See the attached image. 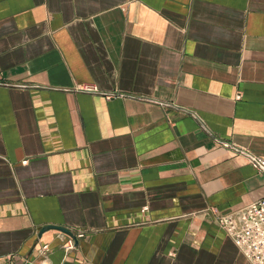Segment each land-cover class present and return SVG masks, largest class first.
Returning a JSON list of instances; mask_svg holds the SVG:
<instances>
[{"label":"crops","instance_id":"obj_1","mask_svg":"<svg viewBox=\"0 0 264 264\" xmlns=\"http://www.w3.org/2000/svg\"><path fill=\"white\" fill-rule=\"evenodd\" d=\"M220 140L264 158V0H0V264H251Z\"/></svg>","mask_w":264,"mask_h":264},{"label":"built area","instance_id":"obj_2","mask_svg":"<svg viewBox=\"0 0 264 264\" xmlns=\"http://www.w3.org/2000/svg\"><path fill=\"white\" fill-rule=\"evenodd\" d=\"M81 89L91 92L96 91L92 85H84ZM110 94L113 95L114 93ZM218 142L226 150L244 156L255 170L264 173V158L262 156L227 140ZM212 218L224 229L238 250L251 264H264V195L236 210L224 213L213 211ZM80 235H82V232L75 233V237ZM61 245L65 250L71 249L74 246V240L68 236ZM37 250L44 253L47 250V244H40Z\"/></svg>","mask_w":264,"mask_h":264},{"label":"water","instance_id":"obj_3","mask_svg":"<svg viewBox=\"0 0 264 264\" xmlns=\"http://www.w3.org/2000/svg\"><path fill=\"white\" fill-rule=\"evenodd\" d=\"M45 228H54V229L60 230L62 232H65L66 234H68L69 236H71L74 241H76L75 235L69 229H67L66 227H64L62 225H58V224H47V225H44L43 227H41L39 231H42Z\"/></svg>","mask_w":264,"mask_h":264}]
</instances>
